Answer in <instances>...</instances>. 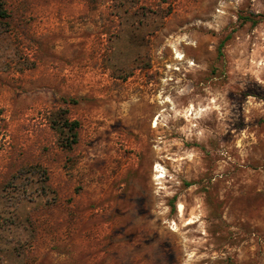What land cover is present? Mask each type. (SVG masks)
<instances>
[{"label":"rangeland","instance_id":"rangeland-1","mask_svg":"<svg viewBox=\"0 0 264 264\" xmlns=\"http://www.w3.org/2000/svg\"><path fill=\"white\" fill-rule=\"evenodd\" d=\"M0 7V264H264V0Z\"/></svg>","mask_w":264,"mask_h":264},{"label":"trees","instance_id":"trees-1","mask_svg":"<svg viewBox=\"0 0 264 264\" xmlns=\"http://www.w3.org/2000/svg\"><path fill=\"white\" fill-rule=\"evenodd\" d=\"M0 16H5V12L0 7ZM61 122L58 123V130H59V135H61L60 141L62 142L63 147H71L73 143L77 141V127H78V122L76 120L69 121L65 118L61 119ZM68 132L65 135L64 132Z\"/></svg>","mask_w":264,"mask_h":264},{"label":"bare ground","instance_id":"bare-ground-1","mask_svg":"<svg viewBox=\"0 0 264 264\" xmlns=\"http://www.w3.org/2000/svg\"><path fill=\"white\" fill-rule=\"evenodd\" d=\"M179 54V53H178ZM154 125V124H153ZM179 207H181V204H179Z\"/></svg>","mask_w":264,"mask_h":264}]
</instances>
